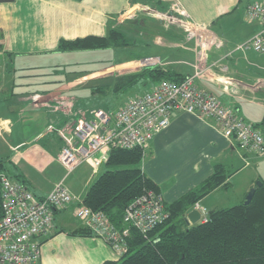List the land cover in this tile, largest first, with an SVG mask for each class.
I'll use <instances>...</instances> for the list:
<instances>
[{
  "label": "crops",
  "instance_id": "1",
  "mask_svg": "<svg viewBox=\"0 0 264 264\" xmlns=\"http://www.w3.org/2000/svg\"><path fill=\"white\" fill-rule=\"evenodd\" d=\"M151 1H156L155 6L140 0L0 1V159L8 155L9 174L18 175L37 197H44L62 179L76 196L68 207L54 212L52 227L39 235L40 255L34 264H100L115 258L95 235L68 233L85 225L74 214L85 191L77 190L81 177L73 172L66 175L56 158L64 145L59 131H68L86 112L75 108L68 92L69 81L80 75L61 79L59 75L85 50L60 51V39L103 36L109 29H119L132 48L160 57L166 69L183 77L193 72V41L185 39L179 25L164 24L158 17L178 2L212 35L207 63L219 60L195 83L245 120L257 124L264 118V55L251 48L235 49L259 28L245 17V6L254 0ZM137 54L121 55L108 70L115 76L124 73L120 66L125 72L139 69ZM146 151L141 167L164 202L198 185L215 163L223 164L229 184L198 200L207 211L224 207L229 194L233 201L243 199L255 181L264 178V153L245 150L224 136L212 119L192 113L173 111L169 125L151 138ZM89 168L87 178L94 174ZM72 174L73 185L68 182Z\"/></svg>",
  "mask_w": 264,
  "mask_h": 264
},
{
  "label": "built area",
  "instance_id": "2",
  "mask_svg": "<svg viewBox=\"0 0 264 264\" xmlns=\"http://www.w3.org/2000/svg\"><path fill=\"white\" fill-rule=\"evenodd\" d=\"M170 9L158 17L164 24L179 25L185 39L193 41V72L180 82L164 80L127 97L111 114L91 109L88 116L77 118L68 131L60 130L64 145L56 158L65 167L66 175L84 163L93 173L97 172L111 148H146L151 138L169 125L173 111L210 118L224 136L236 141L240 147L254 154L264 153V131L195 83L196 78L219 61L209 64L206 60L212 45L208 27L190 19L178 2L172 3ZM245 17L249 22H257L259 28L235 49L251 48L264 55V0L248 3ZM138 62L140 66L163 64L158 56L142 57ZM0 195V264H34L40 255L39 235L52 227L53 212L68 207L76 196L62 179L44 197L38 198L20 181L4 174L0 175ZM193 208L200 211V221H204L205 207L196 202ZM74 214L111 248L114 257L125 252L130 228L145 233L166 215L161 192L152 189L138 195L126 207L121 228L103 212L83 204L75 206Z\"/></svg>",
  "mask_w": 264,
  "mask_h": 264
},
{
  "label": "trees",
  "instance_id": "3",
  "mask_svg": "<svg viewBox=\"0 0 264 264\" xmlns=\"http://www.w3.org/2000/svg\"><path fill=\"white\" fill-rule=\"evenodd\" d=\"M140 1L156 4L151 0ZM130 45L124 33L113 28L103 36L60 39L57 49L126 48ZM139 53L135 59L147 54ZM163 64L140 66L137 70L117 74L103 89L118 92L139 83L150 87L164 80L177 83L187 76L177 77ZM260 128L264 131V118ZM146 153V148L141 147L111 148L104 166L94 173L95 177L77 205L83 204L103 212L116 227L121 228L124 210L134 198L148 189L160 192L141 167ZM7 162L8 155L0 159V175L19 181L18 175L9 174ZM227 176L223 164L215 163L212 172L198 185L170 202L163 201L166 215L160 223L145 233L130 228L125 252L100 264H264V178L259 179L261 184L248 204H244L242 199L230 206L210 209L205 220L195 224H186L183 220V216L204 195L218 187L226 188L229 184ZM68 233L94 235L87 225Z\"/></svg>",
  "mask_w": 264,
  "mask_h": 264
},
{
  "label": "rangeland",
  "instance_id": "4",
  "mask_svg": "<svg viewBox=\"0 0 264 264\" xmlns=\"http://www.w3.org/2000/svg\"><path fill=\"white\" fill-rule=\"evenodd\" d=\"M132 46H128L126 48H97V49H88L85 52H82L76 55V61L74 63L67 64L69 67L64 70L60 76L64 78L65 76L80 75L75 76L72 80L69 81V93L72 94V101L75 104V108L79 110V112L84 111L82 116H88L89 110L91 109H101L109 114L113 113L124 100L131 94L141 93L144 91L146 85L145 84H136L125 90L113 92L111 90H104L103 88L112 80L114 77V73L111 70H108V65L111 63H116L121 55L125 57L127 54H134L135 52H140L141 49L137 51V49L132 48ZM210 49V48H209ZM138 56V55H137ZM142 58V57H141ZM140 58V59H141ZM130 59V58H129ZM138 60V59H137ZM136 66H140L139 62L135 63ZM66 66V65H65ZM134 66V65H133ZM64 67V66H63ZM121 72H125L127 69H120ZM264 103V102H263ZM256 124V123H255ZM258 127H260V122L257 123ZM104 166V165H103ZM89 166L84 163L80 165L73 173H77L79 178V190L82 188L81 192H84L90 183V181L95 177L96 174L91 175V177L84 176L85 174H89ZM86 177V178H85ZM74 174H72L71 179L68 182H72L73 185L75 181H73ZM85 179V180H84ZM90 179V180H89ZM75 189V188H74ZM75 193V192H73ZM229 198V199H228ZM228 200L223 206H230L232 204L240 202L242 199H235L233 196L228 195ZM232 199V200H231Z\"/></svg>",
  "mask_w": 264,
  "mask_h": 264
},
{
  "label": "water",
  "instance_id": "5",
  "mask_svg": "<svg viewBox=\"0 0 264 264\" xmlns=\"http://www.w3.org/2000/svg\"><path fill=\"white\" fill-rule=\"evenodd\" d=\"M4 1V0H0ZM261 184L260 180H256L254 185H252L248 191L246 192L244 198H243V203L248 204L250 201L254 191L256 188ZM200 219V211L197 208H192L190 211H188L184 216L183 220L186 224H195L199 221Z\"/></svg>",
  "mask_w": 264,
  "mask_h": 264
}]
</instances>
